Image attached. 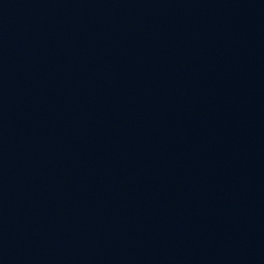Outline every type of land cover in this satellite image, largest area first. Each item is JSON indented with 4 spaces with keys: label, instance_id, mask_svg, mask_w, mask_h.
<instances>
[{
    "label": "water",
    "instance_id": "obj_1",
    "mask_svg": "<svg viewBox=\"0 0 264 264\" xmlns=\"http://www.w3.org/2000/svg\"><path fill=\"white\" fill-rule=\"evenodd\" d=\"M0 264H264V0H0Z\"/></svg>",
    "mask_w": 264,
    "mask_h": 264
}]
</instances>
